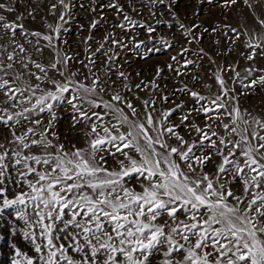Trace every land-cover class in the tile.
I'll return each instance as SVG.
<instances>
[{
    "label": "rangeland",
    "instance_id": "rangeland-1",
    "mask_svg": "<svg viewBox=\"0 0 264 264\" xmlns=\"http://www.w3.org/2000/svg\"><path fill=\"white\" fill-rule=\"evenodd\" d=\"M0 3L5 6L0 9L2 23L15 26L14 35L11 29L0 26V62L3 65H12L11 68L0 71V77L9 81L8 87L19 89L14 94L15 99L9 100L8 103L3 102L6 97L4 92H0V109H7L0 111V116L4 117L0 120V144L3 145L0 154L5 151L8 153L4 160L8 165V191L5 195L8 199H15L22 193L28 194L25 196L26 205L3 207V198H0V208L3 209L0 211V264H13L14 260L25 264V257L31 258L33 264H43L42 257L46 258L48 253V249L44 247L46 238L40 235L43 228L36 214L43 210V205L32 199L36 193L27 183L29 180L35 182L37 176L36 173L21 175L28 173V167L22 157H47L48 153L55 156L59 154L61 145L69 156L76 149L91 151L90 141L97 138V133L101 137L107 136L103 127L111 129L113 124L118 125L110 110L91 107L87 100L97 103L111 102L123 108L125 113H131L125 102L132 103L137 115L130 116V119L145 123L146 114L150 113L154 121L151 126L153 134L155 135V129L160 126L174 128L175 133L187 141V145H181L172 134L165 133L162 140L182 151L193 142L199 143L202 137L197 129H203L211 140L216 141L217 147H212L210 142L205 140L204 147L193 149L197 156H211V160L202 167L193 164L196 168L195 175L207 174L214 183H217L215 177L219 176L218 183L226 181V188L237 195H247L242 191V178L234 179L235 168L232 164L224 165L229 170L226 173H219L218 167L223 162V156H228L230 150L236 153L235 156H229L230 160L242 164L246 159L241 155V150L246 147L244 141H241V148L237 149H232L228 141H240L241 136H244L255 149L261 142L259 136H264V84L259 83V78L264 76V40L259 39L264 33V27L258 24L259 20L264 19V0H236L235 3H226V0H63V3L61 0H0ZM121 24L124 25L123 28L120 27ZM149 26L155 29L151 34L146 31ZM37 33L39 35H36ZM45 36H51L52 40H45ZM113 40L120 43L115 44ZM140 41L143 43L137 48L136 45ZM250 43L260 44L261 47H249ZM20 46H23V51ZM150 48H158L159 51H149ZM9 54L14 57L11 61L7 59ZM249 56L253 58L249 59ZM65 57L70 59L65 60ZM109 57L112 59L109 60ZM172 57L176 59L173 60ZM57 60L61 61L57 68H51L52 63ZM36 64H40L45 71L38 69ZM121 72L124 76L119 75ZM45 75L48 79H44ZM36 76L41 79L37 80ZM97 78L101 83L96 85L95 93H85L80 88L81 84L91 87L93 80ZM221 79L224 81L223 85L219 82ZM53 81L67 84L68 91L58 92ZM253 81L257 83L253 85ZM49 91L61 98H49L46 104L52 105L51 112L47 110L46 104L45 111L40 112L41 105L38 100ZM192 92L205 99L197 101L191 95ZM116 93L120 94L124 102L111 100L112 95ZM165 97L167 99H164ZM217 97H221L217 103L223 104L224 107L217 108L211 103ZM144 101H149L151 106L145 107ZM73 105L81 111H87L91 119L85 120L81 117L79 112L74 111ZM202 105L214 111L207 115L202 110L197 111ZM235 109L239 110V118ZM19 112H23L27 119L17 117L16 113ZM92 112L100 113L103 120L92 116ZM166 113L170 115L164 119ZM8 115H12L13 119L8 120ZM185 116L186 120L183 119ZM36 120L40 123H35ZM77 120L80 122L77 123ZM93 123L96 125V132L91 130ZM224 124L235 127L237 132L226 131ZM127 127L118 125L121 132ZM29 129L33 131L29 132ZM213 132L217 135H212ZM41 133L44 135L41 136ZM112 134H117L116 129H112ZM16 136H24L25 143H30L33 139H47L51 146L47 149L35 145L24 148L15 139ZM220 139L228 146L221 145ZM140 146L148 152L151 151L147 149L143 139ZM154 147L157 151H164L159 145ZM125 151L137 161L142 159L139 153L131 149ZM220 151L223 156L218 154ZM17 152L20 153V164L15 163L18 159L15 155ZM113 152L115 156L111 155ZM262 153L264 149L252 154L260 159ZM96 155L97 159L100 156L105 157V167L110 171H120L118 160H124L125 167L130 166L111 143L102 145L101 151ZM171 158L176 159L174 155ZM177 162L187 171L182 161ZM261 162L264 163V160ZM27 165L36 168L37 172L51 170L50 166L35 164L33 161H28ZM161 167L166 168V165L161 163ZM245 173H248L247 168ZM146 176L147 173H132L121 178L120 184L115 186L116 192L123 196L121 188H126L135 193H142L153 182L146 179ZM100 178H104L103 173ZM46 183L47 181L41 182ZM37 187H40V184H37ZM83 191L91 193L92 190ZM258 192H261V189L250 187V193ZM48 195L47 192L44 193L45 197ZM228 200L235 203L231 197ZM247 202L245 200L239 207L244 208ZM37 204H40L39 208ZM17 209L24 211L26 219L20 218ZM200 211L204 212V209ZM65 213V220L71 218L69 209H65ZM187 215L190 214L181 210L177 213L178 220L171 221L162 215L155 223L163 224L168 221L170 224H178L179 221L185 220ZM77 220L84 223L80 217H77ZM44 223L50 221L46 220ZM57 225L62 227L60 222H57ZM105 230L111 231V225L106 220ZM68 231V239L64 238L63 232H54V237H60L55 242L58 245L65 244L68 248L66 255L79 261L83 253H77L68 247L72 244L71 236L80 233L78 239L83 246V235L90 234L82 233L74 227ZM164 231L168 233L169 229L165 227ZM26 232L30 233L27 239L24 235ZM31 236L36 239L32 240ZM174 238L180 243H185L186 248L189 246L180 236L174 235ZM194 239L192 237L193 241ZM93 243L96 241L93 240ZM37 244L42 247L40 253L35 251ZM167 247V244L158 247L149 257L150 264H163L164 259H172L173 257L163 256ZM17 249L23 255H17ZM103 255L101 253L97 258V264ZM173 256L176 260L182 258L179 253H174ZM117 258L121 261L124 259L122 256Z\"/></svg>",
    "mask_w": 264,
    "mask_h": 264
},
{
    "label": "snow or ice",
    "instance_id": "snow-or-ice-1",
    "mask_svg": "<svg viewBox=\"0 0 264 264\" xmlns=\"http://www.w3.org/2000/svg\"><path fill=\"white\" fill-rule=\"evenodd\" d=\"M235 2L236 0H226V3ZM61 3H63V0H61ZM110 6L116 7V5ZM4 7V4L0 3V9ZM125 19L127 20L128 17H125ZM2 22L3 17L0 16V26L11 29L14 35L15 26ZM258 24L264 27V19L259 20ZM19 27H22V25H19ZM120 27L123 28L124 25L121 24ZM146 31L151 34L155 29L149 26ZM44 39L51 41L52 37L45 36ZM259 39L264 40V33L261 34ZM112 42L115 44L120 43L115 40ZM142 43L143 41L138 42L136 47L139 48ZM248 46L252 48L261 47L260 44L253 45L251 43ZM20 48L21 51L24 50L23 46H20ZM153 50L159 51L158 48L149 49V51ZM13 58L11 54L7 56L9 61ZM248 58L252 59L253 57L249 56ZM64 59L70 58L65 57ZM111 59L112 57H109V60ZM172 59L175 60L176 57H172ZM60 62L59 60L55 61L52 63L51 68L56 69L57 64ZM188 63H191V61H188ZM35 66L42 72L45 71L40 64ZM11 67V64L3 65L0 62V71ZM119 75L124 76V73L121 72ZM36 79L40 80L41 77L36 76ZM44 79H48V77L45 75ZM219 82L221 85L224 83L222 79ZM53 83L58 92L68 91L67 84H59L55 81ZM69 83L71 82L69 81ZM99 83L101 81L97 78L93 80L91 87H85L81 84L80 88L85 93H95L96 85ZM252 83L254 85L257 81ZM259 83L264 84V76L259 78ZM8 85L9 81L0 77V92H4L6 97L4 103L14 100V94L19 91V89L8 87ZM5 89L7 91H4ZM191 95L197 101L205 99L196 92H192ZM49 98L58 100L61 97L51 91L40 97L38 100V104L41 105L40 112L45 111V104ZM73 99H80V97H73ZM164 99H167V97ZM220 99L221 97H217L211 103L216 105L217 108H222L224 105L217 103ZM111 100L124 102L119 93L112 95ZM87 103L94 108L103 107L110 110L113 118L118 121V125H127V129L121 132L117 124H113L111 129L103 127V131L107 136L101 137L97 133V138L90 141L91 151L76 149L69 156L61 145L59 146V154L55 156L48 153L47 157L39 155L22 157L25 166L28 167V173H21V175L36 173V181L29 180L27 183L32 191L36 193L32 199L43 205V210L36 213L39 216L38 222L41 223L43 228L40 235L46 238L44 247L48 249L47 257H42L43 264H61V262L63 264H97V258L101 253L104 255L99 260V264H150L149 257L154 251L158 250V247L165 244L168 247L167 251L163 252V256L173 258L164 259L163 264H264V163L261 162V160H264V153L261 154L260 159L252 154L254 151L259 152L264 149V136H259L261 142L255 149L248 143V138L244 136H241L240 141H228L232 149L241 148V141H244L246 147L241 150V155L246 159L242 164L239 161L229 159V156L236 155L235 151L230 150L228 156H223L222 151L218 152L219 155L223 156V162L218 167V172H228L229 170L224 165L232 164L235 168L234 179L242 178V191L247 195H237L231 189L225 187L226 181L225 183H218L219 176L215 177L217 183H214L213 179H210L207 174L195 175L196 168L193 164L202 167L211 160V156H197L193 149L204 147L203 142L205 140H208L212 147H217L216 141L211 140V137L203 129H197L202 137L199 143L193 142L182 151L180 148L169 146L162 140L163 135L167 133L175 135L181 145H187V141L176 134L174 128L160 126L155 129V135L153 134L151 126L154 125V121L150 113L146 114L145 123L130 119V116L136 117L137 115L136 108L132 103L125 102L127 108L131 109V113H125L123 108H119L111 102L101 101V103H97L93 100H87ZM152 104H154V101ZM144 105L145 107L151 106L149 101H144ZM46 107L51 112L52 105L48 103ZM73 109L75 112H79L85 120L91 119L87 111H81L76 105H73ZM201 110L205 115L214 111L206 105H202L201 109H197V111ZM0 111H7V109H0ZM25 111H29V109H25ZM234 111L237 118H239V110L235 109ZM168 115L170 113L164 114V119H167ZM229 115H232V113H229ZM16 116L27 119L23 112L16 113ZM92 116L97 117L98 120H103L100 113L92 112ZM208 118L211 119L212 117ZM3 119L4 117L0 116V120ZM7 119L12 120L13 116L8 115ZM183 119L186 120L187 116ZM76 122L79 123L80 121L77 120ZM17 123H19V119H17ZM35 123L39 124L40 121L36 120ZM49 125H51V121ZM223 127L231 133L237 132L235 127H230L228 124H224ZM112 129H116L117 134H112ZM91 130L96 132L95 123L91 125ZM28 131L32 132L33 129ZM43 135L44 133H41V136ZM212 135L217 134L213 132ZM15 139L24 148L35 145L47 149L51 146V142L47 139H33L30 143H25L24 136H16ZM141 139L146 142L147 149H150V152L140 146ZM117 141L119 143H116ZM105 143L113 144L116 152L123 155L130 166L125 167V161L118 160L120 171H110L108 167H105L107 164L105 157L100 156L97 159L96 155ZM220 144L225 147L228 146L223 139H220ZM154 145H159L164 151H157ZM2 147L3 145L0 144V148ZM125 149H131L139 153L142 159L137 161L128 155ZM15 155L18 157L15 163L20 164V153L17 152ZM111 155L115 156V152ZM173 155L176 159L171 158ZM7 156V151L0 154V198H3V207L26 205L25 196L28 195L27 193L17 195L15 199H8L5 195L8 191L6 187L8 165L4 163V160ZM177 160L185 164L187 171L180 167ZM28 161L48 165L51 170L49 172H37L36 168L27 165ZM161 163L166 165V168H162ZM245 168L248 169V173H245ZM54 173L56 174L54 175ZM101 173L104 174L103 179L100 178ZM132 173L140 175L147 173L145 178L153 180V182L142 193H135L126 188H121L123 193V196H121L120 193L116 192L115 186L120 184L121 178ZM251 173H255V175H250ZM42 181H47V183L41 184ZM67 181H72V183H67ZM37 184H40V187H37ZM250 187L261 189V192L252 194L250 193ZM84 189L92 191L89 193L83 191ZM45 192L49 194L47 197L44 196ZM229 197L235 201L234 204L229 202ZM125 199L127 202H125ZM245 200L248 201L247 204L244 208H240L239 205L245 203ZM40 204H37V208L40 207ZM65 209L71 211V218L67 220L64 219ZM201 209H204V212H201ZM2 210L0 208V211ZM181 210L190 215H187L185 220L179 221L178 224H170L168 221L163 224L155 223L162 215L167 216L171 221H176L178 220L177 213ZM17 211L21 219H26L22 209H17ZM205 216L207 218H204ZM77 217H80L84 223L78 221ZM46 220L50 223H44ZM105 220L111 225L110 232L105 230ZM186 220L192 222L188 223ZM57 222H60L62 227L57 225ZM89 225H94V227H89ZM73 227L80 229L82 233L90 234L83 235L85 241L83 246H81L78 239L80 233L71 236L72 244L68 247H71L77 253H83L79 261L66 255L68 248L63 243L58 245L55 241H58L60 237H54L53 235L54 232H63L64 238L68 239V230ZM165 227L169 229L168 233H165ZM24 235L27 239L30 233L26 232ZM174 235L180 236L189 246L186 248L185 243H180L174 238ZM192 237L195 238L194 241ZM31 239L35 240L36 237L31 236ZM93 240L96 243H93ZM114 241H118V243ZM124 245H127V247ZM85 249H88V251H85ZM35 251L40 253L42 251L41 245L37 244ZM174 253H179L182 258L176 260L173 256ZM17 255H23L19 249H17ZM118 256H122L124 259L122 261L118 260ZM24 259L25 264H33L31 258L25 257ZM13 264H20V261L14 260Z\"/></svg>",
    "mask_w": 264,
    "mask_h": 264
}]
</instances>
